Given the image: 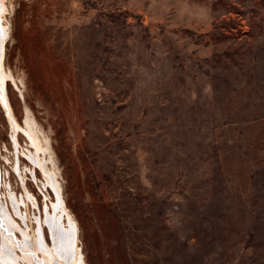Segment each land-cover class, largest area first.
<instances>
[{
    "label": "rangeland",
    "instance_id": "374dc122",
    "mask_svg": "<svg viewBox=\"0 0 264 264\" xmlns=\"http://www.w3.org/2000/svg\"><path fill=\"white\" fill-rule=\"evenodd\" d=\"M2 2L8 107L55 182L0 102L20 227L61 201L82 264H264V0Z\"/></svg>",
    "mask_w": 264,
    "mask_h": 264
},
{
    "label": "bare ground",
    "instance_id": "6f19581e",
    "mask_svg": "<svg viewBox=\"0 0 264 264\" xmlns=\"http://www.w3.org/2000/svg\"><path fill=\"white\" fill-rule=\"evenodd\" d=\"M2 1L3 0H0V12L4 10ZM4 34V28L0 25V102L6 109L14 133H16L17 130H21L27 136L30 145L34 149V152L27 153V157L33 165L42 169L45 174L46 183L54 188L55 182L53 176L50 173H46L45 162L43 158L40 159L38 156V154L44 152L45 149L37 136V131L27 119L25 121V128L20 129L14 121L10 108L8 107L4 89L5 80L8 75H6L2 69L1 47ZM14 139L15 138H13V140ZM25 197L26 199L22 197L21 201H19L14 193L9 192L8 194L9 202L14 214L20 217L23 223H25V218L28 220H30V218L27 214L22 215L19 211L20 204L22 203L26 205V202L30 201L33 207L36 206L34 199L30 195L25 194ZM58 199H60L59 196ZM52 209L53 214L47 211V207L44 209L45 217L43 220L37 216L33 218L36 231L32 230L34 232H31L29 225H25L24 228L20 227L17 221L12 217L13 214L11 213V215L9 211L6 210L5 204L3 208V205L0 203V264H82L80 254L75 247L76 227L72 223L65 227L60 221L61 216L59 213L62 211L64 212V209L61 206V201H58L57 204H53ZM42 225H46L50 232L52 246L45 243L46 239L44 240L43 237L44 233L42 231ZM15 232L20 233L21 237H17L19 240L13 237ZM17 250H20V254L17 253Z\"/></svg>",
    "mask_w": 264,
    "mask_h": 264
}]
</instances>
